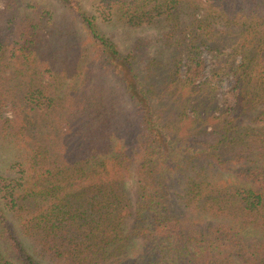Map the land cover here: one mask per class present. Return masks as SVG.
Returning <instances> with one entry per match:
<instances>
[{
	"label": "trees",
	"instance_id": "obj_1",
	"mask_svg": "<svg viewBox=\"0 0 264 264\" xmlns=\"http://www.w3.org/2000/svg\"><path fill=\"white\" fill-rule=\"evenodd\" d=\"M54 1L0 12V264H264V0ZM99 20L165 25L145 74Z\"/></svg>",
	"mask_w": 264,
	"mask_h": 264
},
{
	"label": "rangeland",
	"instance_id": "obj_2",
	"mask_svg": "<svg viewBox=\"0 0 264 264\" xmlns=\"http://www.w3.org/2000/svg\"><path fill=\"white\" fill-rule=\"evenodd\" d=\"M17 5L14 8V11L16 12H36L38 14L42 15H48L52 14L53 16L59 14L61 15V7L59 4L54 0H15ZM197 1V0H194ZM206 1V0H202ZM245 3L252 6L253 0H241ZM7 0H0V12L4 11V7ZM83 7L88 10L92 11L91 9V1L89 0H80ZM217 4V3H216ZM218 6V4H217ZM218 9V8H217ZM195 15L192 16L190 13V16H188V13L185 14V17L189 19L192 17H197L200 13L204 12V9L201 8L200 10H196L193 8ZM191 9L189 10V12ZM14 15V14H11ZM6 16L8 14L6 13ZM9 17V16H8ZM188 20V19H187ZM5 24L7 25V19H5ZM99 25L102 28L104 32H106L108 35H110L113 39V41L116 43L117 47L121 51V53L125 54L128 51H134L136 50L137 58L139 60L138 66L139 71L141 74L146 73V63L151 58L155 57L157 58L158 55H156V52L159 50L160 42L159 37L161 36L162 32L166 30L165 25L163 23H144L136 27H129L125 26L123 24H110L107 22H103L102 20H99ZM221 24L218 23L217 26H220ZM229 47H225L220 50V52L217 51H211L208 49L202 50V57L205 61V76H210L212 69L215 67H219L221 62H223L225 59L229 57ZM161 60H166L167 55L163 54L159 57ZM239 59V56L237 57V60ZM105 77L101 78L99 81H102L103 86H105V90L108 93L107 98L113 100L115 110L118 109L121 113L125 110V108H129V104L125 103L124 98H118L117 97V89H115L112 82H110L109 78ZM96 82V81H94ZM219 84V89H216L214 92L215 99L217 102L222 103L221 99L223 97V92H228L229 88L231 86V79L229 75H222L221 79L216 82ZM208 91L205 94H195V99L197 103H203L205 106H210L212 104L211 94ZM166 98H159L157 102V108L162 112V115L166 121L170 120L172 116H170V113L168 112V109H170V105L166 103ZM125 103V104H124ZM167 106H166V105ZM131 108V107H130ZM173 109V108H172ZM5 116L11 117V111L10 109L6 108L4 109ZM221 111V110H220ZM219 109L214 108L210 111L208 114L209 119L212 121L214 115H218L220 113ZM129 111H126V116H128ZM11 157L10 152L6 151H0V174H4V176L11 175L12 172L5 171L4 167V161L3 159L5 157ZM5 172V173H4ZM129 189L133 191V184L129 186Z\"/></svg>",
	"mask_w": 264,
	"mask_h": 264
}]
</instances>
